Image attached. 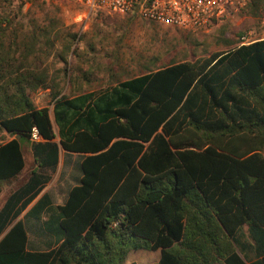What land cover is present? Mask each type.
Segmentation results:
<instances>
[{
  "label": "trees",
  "instance_id": "trees-1",
  "mask_svg": "<svg viewBox=\"0 0 264 264\" xmlns=\"http://www.w3.org/2000/svg\"><path fill=\"white\" fill-rule=\"evenodd\" d=\"M8 2L0 0V141L11 140L0 143V194L24 171L25 142L38 166L0 210V264H124L139 250L159 252L152 264H264V40L238 45L264 18V0L240 11L243 30L215 25L225 52L163 66L153 59L135 77L110 74L98 90L71 96L43 66L62 27L53 8L25 37L10 38ZM185 33V42L197 34ZM66 35L58 56L72 86L65 53L76 54L81 36ZM47 89L51 107L36 108L31 94ZM55 138L80 156L81 178L62 205L51 207L44 194L27 211L48 215L44 229L54 224L61 236L30 251L15 219L56 167Z\"/></svg>",
  "mask_w": 264,
  "mask_h": 264
},
{
  "label": "rangeland",
  "instance_id": "rangeland-1",
  "mask_svg": "<svg viewBox=\"0 0 264 264\" xmlns=\"http://www.w3.org/2000/svg\"><path fill=\"white\" fill-rule=\"evenodd\" d=\"M8 3L15 8L5 9L3 12L13 20L12 25L7 31L10 38L25 37L31 29L32 21H44L46 8H53L62 27L58 30L59 40L54 43V48L51 50L50 56L43 66L48 70L51 79L57 80L55 81L60 84L62 94L66 96H71L74 90H79L80 92L96 91L100 88L99 85L103 86V83L99 84L98 80L110 74L119 75L123 80L135 77L145 67H148L153 59H158L159 64L163 66L169 64L172 60H193L194 57L209 56L228 50V47L217 40V26L213 27L208 33L189 35L191 37L187 43L185 42L187 33L147 23L137 17L101 13L90 18H84L79 9L64 5L52 3L43 5V2L37 1L35 2L36 7L32 8L31 5L34 3L32 0H9ZM21 3L24 4V7L19 11L16 7ZM263 20L264 18L256 27ZM221 25L229 30L228 34H235L246 27L244 19L239 16L226 20ZM68 33L81 36L79 43H74L71 47L72 50L77 45L76 54L65 53V60L68 66L75 70L74 77L76 80H74L72 86L68 85L67 78L65 79L63 76L62 70L65 68V64L58 56L63 45H68L70 42V39L66 35ZM193 41L201 44V46L198 49H190L189 44H192ZM203 50H205L206 55ZM192 52L196 56H193ZM82 74L92 79L89 85L82 80ZM50 96V90L47 89L36 91L31 94L30 98L35 107L40 109L51 107ZM9 140H11V137L3 134L0 143H5ZM24 146L26 147V166L24 171L19 177L18 182H8L7 185L5 184V192L12 191L17 186L16 184H25L29 176H31L32 169H30V165L34 166L32 144L25 142ZM68 155L71 154H65L63 159L67 165L69 162L71 164L74 163V160L77 163V160L80 159V157ZM50 173L48 169L46 172L44 171L46 176H50L49 180L54 176L53 172ZM63 178L67 179L65 176ZM66 184L68 183L66 182ZM48 192L51 196L53 195L52 190H48ZM3 197L0 198V210L3 207H1ZM61 200V196L53 195L54 203ZM44 218L47 220L49 216L45 215ZM33 224L40 226L39 222L29 223V225ZM51 228L47 234H40L39 230H37L38 234L29 228L28 250L45 251L50 246L53 248L61 236L59 235L60 230L56 225L52 224ZM45 236L46 238L44 239ZM158 259V251H132L124 264H152L157 262Z\"/></svg>",
  "mask_w": 264,
  "mask_h": 264
},
{
  "label": "built area",
  "instance_id": "built-area-1",
  "mask_svg": "<svg viewBox=\"0 0 264 264\" xmlns=\"http://www.w3.org/2000/svg\"><path fill=\"white\" fill-rule=\"evenodd\" d=\"M79 9L84 18L134 14L141 21L177 31L208 33L237 17L249 0H38ZM264 40V20L239 38V46ZM33 141L40 138L34 134Z\"/></svg>",
  "mask_w": 264,
  "mask_h": 264
},
{
  "label": "crops",
  "instance_id": "crops-1",
  "mask_svg": "<svg viewBox=\"0 0 264 264\" xmlns=\"http://www.w3.org/2000/svg\"><path fill=\"white\" fill-rule=\"evenodd\" d=\"M55 144H57V147H58V152H57V164H56V167L55 169L53 170H49V173L50 172H53V177L51 178V180L48 181V183L43 187L42 191L40 192V194L37 196V198L35 200H33L31 202V204L25 209L23 210L20 215L15 219V222L18 221V220H21L25 223V226H26V231H27V236H28V229L30 228L31 231L33 232H37L39 234H42V233H48L44 227H43V222L45 221V218H44V214L38 219H34V218H31V217H27L25 216V214L27 213V211L30 209V207L44 194L48 195L49 198H50V201H51V207H56V206H59V205H62L68 195V192L72 189V187H74L75 185L78 184L80 178H81V174H80V171L78 169V165L80 163V159L77 160V163L76 161L74 160V163H68L65 164L64 163V156L65 154H69V153H66L62 150L60 144H59V139L58 138H55L54 140ZM73 156H77L80 157L79 155H76V154H71ZM71 155H68V156H71ZM26 166V165H25ZM38 164L34 161V166L31 164L30 165V169H35L37 168ZM47 171V170H46ZM52 174V173H50ZM63 176L67 177L66 178H63ZM50 178V176H49ZM53 182V183H52ZM66 182L68 184H66ZM52 183V184H51ZM20 184V183H19ZM19 184H16L17 186H15L13 188L12 191H4L0 194V198H2L3 196V200H2V204H1V207L3 206V204L5 203V201L7 200V198L13 193V191H16V189L20 186ZM69 185V186H68ZM48 190H52V194L54 195H59L61 196L62 200L60 202H57V203H54L53 201V195L51 196V194L48 192ZM49 193V194H47ZM30 220V221H29ZM36 222H39L40 223V226L39 225H29V223H36ZM29 225V228H28V225ZM39 230V232L37 231ZM1 238V237H0ZM46 238V236L44 237V239ZM43 241H47V240H43ZM57 245V244H56ZM55 245V246H56ZM54 246V247H55ZM50 247H48L46 250L50 249ZM28 249V248H27ZM45 250V251H46ZM30 251H34V250H30ZM245 264H248L245 262Z\"/></svg>",
  "mask_w": 264,
  "mask_h": 264
}]
</instances>
